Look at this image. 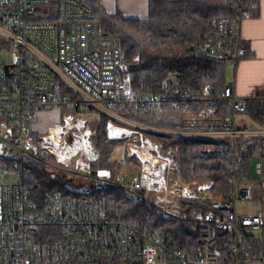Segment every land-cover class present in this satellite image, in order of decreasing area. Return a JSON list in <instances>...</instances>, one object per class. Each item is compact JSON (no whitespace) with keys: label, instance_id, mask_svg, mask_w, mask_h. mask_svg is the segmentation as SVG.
<instances>
[{"label":"built area","instance_id":"built-area-1","mask_svg":"<svg viewBox=\"0 0 264 264\" xmlns=\"http://www.w3.org/2000/svg\"><path fill=\"white\" fill-rule=\"evenodd\" d=\"M95 1L0 0V45L10 52L2 76L11 82L0 91V264H264V211L238 207L240 201L264 205V123L247 113V97L233 79L208 97L211 86H201L191 101L192 90L179 86L175 71L160 81V91L133 90L119 38L94 19ZM227 1L234 2L233 15L212 21L193 56L236 66L248 49L241 23L256 0ZM163 102L184 110L174 127L119 109L150 110ZM89 106L127 129L125 155L138 169L92 166L99 151L82 115ZM60 107L66 109L55 130L33 127L37 111ZM146 135L200 140V156H227L226 191L215 196L213 179L184 181L175 159L142 144L150 141ZM252 156L258 160L250 167ZM45 167L62 177L57 188L44 190L34 174ZM111 185L180 227L147 232L108 216L93 193ZM175 234L185 247L174 243Z\"/></svg>","mask_w":264,"mask_h":264},{"label":"trees","instance_id":"trees-1","mask_svg":"<svg viewBox=\"0 0 264 264\" xmlns=\"http://www.w3.org/2000/svg\"><path fill=\"white\" fill-rule=\"evenodd\" d=\"M92 8L94 19L101 24L103 30L117 36L120 40L123 60L127 63V83L133 90L160 91V81L169 71H175L179 86L192 90V96L188 97L190 101L195 98V95L200 94L199 88L205 84L211 86L207 97L220 93L225 82V63L198 59L193 56V50L196 44L212 33L214 19L233 15L234 2L230 3L227 0H147L145 17H125L119 9L109 12L100 0L92 3ZM135 56L138 57L137 60H133ZM10 87L11 82L0 75V91L8 90ZM65 91L71 99L77 98L70 90L65 89ZM202 103L199 101L197 106ZM196 108V106H190V110ZM58 109L62 113L66 108ZM119 109L139 121L167 127L176 126L184 112L173 102H163L160 106L150 110L132 106ZM86 110L91 114L88 120L91 138L99 151L97 159L92 161V166L117 167L120 170L138 169L136 160L133 157L127 158L125 155L126 138L108 136L109 118L92 106ZM246 111L257 121L264 123V101L247 98ZM162 139H164V147L170 146L175 150L178 173L184 181L197 177L213 179L212 191L215 196H220L226 191L227 156H200L198 151L204 145V142L200 140L188 141L172 137ZM250 153L253 154L256 151ZM121 156L124 160L116 163L118 157ZM34 174L42 181L44 190L57 188L62 181V177L53 176L47 167ZM38 184L40 186V183ZM93 194L98 199L100 208L108 216L138 223L147 232L152 229L168 231L170 226L173 229L179 226L177 221L161 220L150 208L131 202L117 186L111 185L105 189L96 190ZM203 206L205 207L206 204ZM180 238L181 236L175 234L174 239L177 241L174 243L185 247L179 241Z\"/></svg>","mask_w":264,"mask_h":264},{"label":"crops","instance_id":"crops-1","mask_svg":"<svg viewBox=\"0 0 264 264\" xmlns=\"http://www.w3.org/2000/svg\"><path fill=\"white\" fill-rule=\"evenodd\" d=\"M105 8L109 12L114 11L112 9H108L107 7ZM126 10L128 14L126 13L125 15L122 9H120L125 17H145L147 15V0H145V2L144 0H136V3L127 7ZM240 30L248 49L243 58L236 66H234L232 77H229L228 80H234L235 89L238 94L246 96L249 99L264 101V92H257L258 87L264 86V0H257L250 15L243 19ZM57 111L59 112L57 113ZM59 113H61V111L58 108L56 110L53 108L51 110L46 109L38 111L37 114L39 115V122L34 121L33 127L38 131H44L50 128L51 130H55L60 122V120L56 121V117ZM47 117H50L49 120H51L52 117V122L50 124L46 122ZM43 123L48 124L46 128H43L40 125ZM110 127L122 128L114 126L108 121L107 132L109 137L126 138L127 132L118 137L111 136L109 134ZM123 129L125 131L127 130L125 128Z\"/></svg>","mask_w":264,"mask_h":264},{"label":"rangeland","instance_id":"rangeland-1","mask_svg":"<svg viewBox=\"0 0 264 264\" xmlns=\"http://www.w3.org/2000/svg\"><path fill=\"white\" fill-rule=\"evenodd\" d=\"M103 4H104V6L105 7H107L108 9H112V10H115V9H122V11H123V13L126 15V13L128 14V12H127V10H126V8L127 7H129L130 5H132V4H134V3H136V0H108V1H104V0H100ZM144 2H145V0H144ZM9 59H10V52L6 49V47L4 46V45H0V75H2L3 74V64L4 63H6V62H8L9 61ZM233 68H234V65H233V63H228V64H226L225 65V80L226 81H228V79H229V77H232V71H233ZM264 92V86L263 87H258L257 88V92ZM57 108H55V110H56ZM51 110V109H50ZM86 110V109H85ZM85 110L82 112V115H83V119H89V117H91V114L86 110V112H85ZM40 111V110H39ZM38 112V111H37ZM37 112L34 114V118H33V123H32V125L34 124V121L36 122H39V115L37 114ZM59 111H57V113H58ZM64 112V111H63ZM63 112L62 113H59L58 115H57V117H56V121L57 120H60V122L62 121V116H61V119H60V114L62 115L63 114ZM75 115H78V113H74ZM48 115V114H47ZM50 119V117H47V119H46V122L47 123H51L52 122V117H51V120H49ZM113 124H114V126H123L122 124H119V123H116V122H114V121H112V120H110ZM109 121V122H110ZM59 122V123H60ZM110 122V123H111ZM47 123H43V124H40L43 128H46V126L48 125ZM59 125V124H58ZM129 128V127H128ZM115 129H117V128H113V127H110L109 128V134L111 135V136H113V137H118L119 136V133L117 134L116 132H115ZM121 129H123V128H121ZM126 132H127V130H126ZM108 133V132H107ZM144 137H146L147 139H150V141L149 142H146V141H144L142 144H144L145 145V147L147 148H149V151L151 152V153H153V154H155L156 153V151H160V154L163 156V158H172V159H175L174 160V162L176 163L177 162V168H178V161H177V154H176V152H175V150L172 148V147H170V146H167V147H164V145H165V143H164V139H162V138H165V137H158V136H156L157 138H159V140H157V138L155 139V138H153V137H150V136H144ZM127 138V137H126ZM161 139V140H160ZM127 141H128V138L126 139ZM130 140H132V138L130 139ZM126 141V142H127ZM126 142H125V148H126ZM141 142V141H140ZM158 144L159 145V147L156 145V147L155 148H153V144ZM139 146H141V143L139 144ZM143 146V145H142ZM119 158V157H118ZM256 160H258V158L257 157H251L250 158V167H253V164H254V162L256 161ZM174 162H173V164H172V166L171 167H174L175 166V164H174ZM176 173H177V171H176V169L174 170V171H172V172H169V175H171V176H176ZM11 180H17L18 179V175L17 174H13L12 176H10L9 177ZM87 186H89L90 187V185L89 184H86ZM262 194H264V189H263V192H262ZM238 207H239V211L240 212H243V213H252V212H255L256 210H258V209H263V211H264V205H262L261 203H255L254 201L252 202V201H240L239 203H238ZM159 264H162V263H159Z\"/></svg>","mask_w":264,"mask_h":264},{"label":"bare ground","instance_id":"bare-ground-1","mask_svg":"<svg viewBox=\"0 0 264 264\" xmlns=\"http://www.w3.org/2000/svg\"><path fill=\"white\" fill-rule=\"evenodd\" d=\"M53 131V130H52ZM115 132L118 134L119 133V136L124 134L126 131L124 129H121V128H117L115 129Z\"/></svg>","mask_w":264,"mask_h":264}]
</instances>
